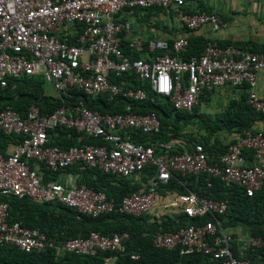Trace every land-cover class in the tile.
Wrapping results in <instances>:
<instances>
[{
    "label": "built area",
    "instance_id": "obj_1",
    "mask_svg": "<svg viewBox=\"0 0 264 264\" xmlns=\"http://www.w3.org/2000/svg\"><path fill=\"white\" fill-rule=\"evenodd\" d=\"M195 1L0 0V87L9 81L39 78L50 84L60 102L44 113L34 104L24 113L11 106L0 110V131L17 137L10 151L0 153V245L26 253L46 248L79 255L124 251L127 232L91 230L87 236L56 244L38 228L10 220L9 199L28 197L91 216L116 211L145 214L159 223L171 214H183L190 223L175 230L159 226L151 234L155 247L200 253L217 264H262L245 254L264 248V239L241 238L224 224L226 199L170 191L164 185L172 173H206L226 186H241L251 196L264 183L263 131L237 132L222 142L223 151L211 153L199 142L188 146L176 137L156 138L161 123L154 111L134 113L126 106L125 111L102 113L83 100H141L146 97V84L175 110L191 112L203 92L243 87L249 106L264 113V98L257 92L264 51L207 40L199 55L183 59L179 54L188 45L187 36L173 37L169 44L166 37H145L130 20L121 19L134 8L158 7L174 11L179 24L190 30L207 24L219 29L222 22L216 12H189L188 3ZM60 129L80 133V142L53 143L52 136ZM134 131L146 135L147 143L135 141ZM86 170L116 179L135 178L140 186L115 203L105 192L87 186L82 179ZM45 171L50 179L45 180ZM114 258L105 257V263Z\"/></svg>",
    "mask_w": 264,
    "mask_h": 264
},
{
    "label": "trees",
    "instance_id": "obj_2",
    "mask_svg": "<svg viewBox=\"0 0 264 264\" xmlns=\"http://www.w3.org/2000/svg\"><path fill=\"white\" fill-rule=\"evenodd\" d=\"M157 9L161 8L155 7L150 10ZM136 10L142 9L134 8V14H136ZM121 19H123L122 16ZM187 38L188 45L179 54L183 59L191 55H199L206 42L200 36L190 35ZM167 39L171 44L172 37ZM216 44H232L242 48L248 47L264 51V47H259L251 42L225 41L222 44ZM134 57H140V54H136ZM43 84L44 81L39 78L9 81L6 86L0 87V110L11 106L20 113H24L30 104L38 106L42 113L53 110L60 105V102L53 96L43 94ZM144 88L146 97L141 100L117 98L115 101L109 102L100 97H84L83 100L89 107L102 113L125 111L126 106L134 113L154 111L161 123V129L156 134V138L176 137L186 142L188 146L199 142L211 153L223 151L225 148L222 144L217 150L220 141L214 137V134L223 130L243 132L252 129L255 122L264 121V113L252 109L246 102L245 95L230 100L224 111L211 115L199 111L198 101L191 112L175 110L166 98H158L154 95L148 85L145 84ZM210 93V91L203 92L199 98L205 96V99H208ZM188 124L199 126L200 129H204V132L199 133V131L189 135L178 132L182 125ZM68 134L69 136L64 139ZM132 134L134 140L138 142L147 143L149 139L138 131H134ZM80 135L72 130L60 129L56 135L52 136V141L62 146L74 145L80 142L77 139ZM16 138L0 131V153L5 154L9 144L16 143ZM81 140L91 141L89 138ZM148 171H153V167H149ZM50 177L49 172L45 171V180ZM82 177L87 186L105 192L107 197L113 199L115 203H118L123 196L136 191L140 186V181L135 178L116 179L98 170H86ZM141 178L145 179L144 174L141 175ZM164 188L179 193L193 191L199 196L226 199L228 208L226 213L221 216L224 224L230 228L236 224L244 225L250 235L264 239V183L251 196H248L241 186H226L219 177H211L206 173L184 175L172 173ZM9 201L10 220H17L25 226L38 228L48 238L53 239L56 244L71 238L87 236L91 230L101 234L127 232L128 238L124 240V251L116 254L113 252H98L95 255H79L70 252L57 254L54 248L26 253L15 247L0 245V264H105V257L109 256H115L113 264H217L215 259L200 253L179 254L176 250L158 248L152 244L151 234L159 226L163 229L175 230L179 226L190 223L191 219L183 214L174 215L179 222L173 225L174 219L170 218V215L161 218L158 223L156 220L150 221L149 216L145 214L132 216L111 211L91 216L60 204L35 203L28 197L21 199L11 197ZM131 254H137L138 257L132 258ZM245 256L253 262L264 264V248L247 251Z\"/></svg>",
    "mask_w": 264,
    "mask_h": 264
},
{
    "label": "crops",
    "instance_id": "obj_3",
    "mask_svg": "<svg viewBox=\"0 0 264 264\" xmlns=\"http://www.w3.org/2000/svg\"><path fill=\"white\" fill-rule=\"evenodd\" d=\"M190 13L200 11L216 12L221 19V26L217 30H212L209 24L201 26L196 30H190L184 25H180L176 19L175 13L172 10L157 9V10H136L130 11V14H123L124 19L130 20L135 31L141 32L147 38L157 37H177V36H200L204 40H210L215 43L222 44L225 41L251 42L259 47H264V0H198L187 5ZM141 14H147L139 24H135L133 18L141 17ZM147 17V18H146ZM160 23V29L151 30V24ZM168 25V26H166ZM156 26V25H155ZM150 35V36H149ZM228 45V44H227ZM144 57V54H142ZM208 101L211 109L207 110L202 103H199V111L214 115L218 113L217 105L224 103L226 99H237L241 95L246 96V91L243 87L233 88L222 86L214 88L210 91ZM257 92L264 98V69L258 74ZM252 129L261 130L264 132V121H257L253 124ZM220 131L214 134L221 142L228 141V136L234 137L236 132L226 133ZM69 136L66 135L64 139ZM70 138V137H69ZM77 139H79L77 137ZM83 139V138H82ZM213 140V139H212ZM13 143L9 144L7 151L12 149ZM249 236V235H248Z\"/></svg>",
    "mask_w": 264,
    "mask_h": 264
},
{
    "label": "rangeland",
    "instance_id": "obj_4",
    "mask_svg": "<svg viewBox=\"0 0 264 264\" xmlns=\"http://www.w3.org/2000/svg\"><path fill=\"white\" fill-rule=\"evenodd\" d=\"M144 15L147 16V14H141L140 18L138 16H135L133 18V21H135V24H139L142 21V19L144 18V17H142ZM160 26H162V25H160L159 22L158 23L153 22L151 24V26H149V27L152 28L151 30H156L158 32L160 29H163V27H160ZM166 26H168V25H166ZM43 94L44 95H49V96H54V91H53L52 87L50 86V84H48V83H44L43 84ZM232 99L233 98L230 97V98L226 99V101L224 103H221L220 105H217L216 107H213V108L218 109L219 112H222V111H224L226 109V107L229 104V101L232 100ZM198 103H202V105L205 106L207 108V110H210L212 108L211 107L212 104L209 103L208 99H205V96L200 97L198 99ZM165 126H166V124H165ZM178 132H181L182 134L184 133V134L189 135L191 133L204 132V129H200L199 126H196V125H193V124H190V125L188 124V125H182L179 128ZM224 132L226 133V136H228L229 133L232 132V131L225 130ZM231 138H233V137L228 136L227 139L230 140ZM218 141H220V140H218ZM218 145H217V150H219V148L222 146V142L220 141V143H218ZM160 191H162V190H160ZM170 216H171L170 218L174 219L173 225L178 224V222H179L178 218L174 217L173 214H171ZM231 229L237 234V236L239 235L241 238H244V237H247L248 235H250L249 230L247 229V227L244 226V225H241V224H236L234 227H231ZM105 264H113V262L112 261H109V262L107 261Z\"/></svg>",
    "mask_w": 264,
    "mask_h": 264
}]
</instances>
